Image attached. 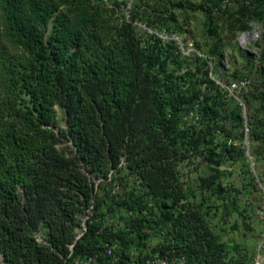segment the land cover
<instances>
[{"label": "trees", "instance_id": "1", "mask_svg": "<svg viewBox=\"0 0 264 264\" xmlns=\"http://www.w3.org/2000/svg\"><path fill=\"white\" fill-rule=\"evenodd\" d=\"M135 2L126 19L117 2L0 0L4 264H76L113 244L117 261L94 264H253L225 232L249 225L242 199L264 185V79L238 91L244 113L211 75L225 39L264 27V0H199L202 55L134 25L183 37L192 2Z\"/></svg>", "mask_w": 264, "mask_h": 264}, {"label": "rangeland", "instance_id": "2", "mask_svg": "<svg viewBox=\"0 0 264 264\" xmlns=\"http://www.w3.org/2000/svg\"><path fill=\"white\" fill-rule=\"evenodd\" d=\"M135 1L136 0H133V7L136 3ZM189 1L194 5V9L189 11V16L185 21L187 24H184V21H180L181 25L184 24L187 26V31L184 32L185 34L183 37H180V35H173L172 37L181 41L182 50L184 53L197 52L200 54L196 46L198 45L201 48H204L211 44L212 41L204 31V16L199 12V10L195 9V5L199 3V0ZM225 3L229 7H232V0H225ZM125 7L126 5L121 7V9L125 11ZM226 17L227 16L221 15L220 23L225 22ZM137 23L139 24L140 21ZM158 34L162 35L163 37L166 36V34L162 32H158ZM181 38L185 39V43L187 45L186 47H184L182 44ZM228 40L225 39L224 41L226 48L223 60L221 61L219 67L215 69V67L212 65V68L214 69V72L211 75L212 80H215L217 84L220 83L224 86H227L231 82L245 78L246 80L250 81L248 90H254V86L258 85V82L264 79V75L261 73L259 74V72L264 69V27L261 23L252 22L250 24L249 31L238 34L232 41ZM233 75H236L237 78H234ZM227 94L229 96L228 91ZM234 96L236 101L242 103V101L239 99V92L234 93ZM262 100H264V93ZM242 104L240 105L243 107V111L245 113L246 109ZM56 109L58 126L54 129L55 131H58L60 128L65 127V119L63 112L59 108ZM193 116H195V113ZM247 132L248 129L247 131L245 130V133ZM243 144L246 148L248 162L251 163L250 169L252 172H254L257 178L256 166L253 163V159L249 156L250 144L246 139L244 140ZM221 170V177L225 181V178L229 176L231 170H237V166L235 165L233 167H225ZM208 172L209 170L201 168L196 174H190V176L186 178V182H193V179H195L198 175L204 176L208 174ZM259 180L260 179H256L260 192H254L249 197H244L242 199V204L247 207V210L244 211V217L246 218V221L249 225L244 227L240 221L238 224V229H233L228 224L226 226L227 231L225 232V240H229L231 238L234 240H242V244L244 246L252 249L254 252L253 264H264V185H262ZM231 221H233V219H230L229 222ZM0 264H3L1 262V257Z\"/></svg>", "mask_w": 264, "mask_h": 264}, {"label": "built area", "instance_id": "3", "mask_svg": "<svg viewBox=\"0 0 264 264\" xmlns=\"http://www.w3.org/2000/svg\"><path fill=\"white\" fill-rule=\"evenodd\" d=\"M99 1L102 2V4H104V5L108 6V7H113V3L114 2L122 4L121 7L126 5V7H125L126 10L125 11L122 10L123 13L125 14L126 19H128V13L134 8L133 5H132L133 0H110V1L109 0H99ZM134 25H136L139 28H142L143 30H146L150 34H155L156 36H158L159 38H161L163 40H169V39L175 40L176 43L178 44L181 52L183 54H187V53L183 52L181 41L179 39H176L174 37L169 38L167 36L163 37L162 35H159L158 32H154V31L146 28L142 23H139V24L138 23H134ZM218 85H220L222 88L226 89L229 92L230 96L235 97L234 96V92L236 93V92H238V91H240L242 89H248L249 86H250V81L246 80L244 78L242 80L231 82L227 86H224L223 84H220V83H218ZM240 104H242V103H240ZM245 130L247 131V129H245ZM115 247H116L115 244L107 245L106 248L104 249V251H102L100 253H97V254H94V255L86 258L85 260L76 261V264H94V263H96L97 260H99L101 258H105V257H109L112 262H116L117 261V257L114 255ZM157 262H159V260ZM161 264H165V263H161Z\"/></svg>", "mask_w": 264, "mask_h": 264}, {"label": "water", "instance_id": "4", "mask_svg": "<svg viewBox=\"0 0 264 264\" xmlns=\"http://www.w3.org/2000/svg\"><path fill=\"white\" fill-rule=\"evenodd\" d=\"M0 257H1V262L4 264L3 256L1 255V253H0Z\"/></svg>", "mask_w": 264, "mask_h": 264}]
</instances>
